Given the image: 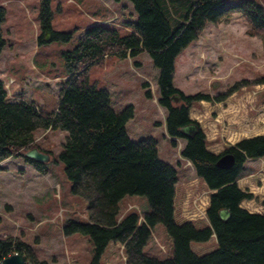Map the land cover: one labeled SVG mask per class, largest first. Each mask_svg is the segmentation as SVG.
Returning a JSON list of instances; mask_svg holds the SVG:
<instances>
[{
    "label": "trees",
    "instance_id": "16d2710c",
    "mask_svg": "<svg viewBox=\"0 0 264 264\" xmlns=\"http://www.w3.org/2000/svg\"><path fill=\"white\" fill-rule=\"evenodd\" d=\"M126 1L136 13V20L124 21L128 32L121 33L105 23L94 24L83 30L71 48L61 52L66 78L59 86L57 105L52 111L45 112L40 105L20 96H9L0 79V161L21 156L33 168L46 173L47 165L27 157L25 151L37 147L34 136L39 129L65 132L57 156L63 163L70 191L86 203V217L67 219L62 231L89 238L93 253L89 264H100L111 242L122 244L124 264H264V214L241 206L253 195L237 184L245 162L264 156V134L243 138L215 154L207 148L205 132L189 115L195 102L223 101L249 80L236 81L213 95L201 91L184 94L173 84L175 58L198 38L207 22L215 23L231 12H240L251 26L249 35L262 32L264 46V0H190L180 19L172 16L165 0ZM5 14V7L0 5V52L7 43L2 32ZM51 19V0H39L38 42H45L46 32L50 39L69 41L72 33L53 31ZM143 52L158 70L157 103L166 111L165 132L173 145L183 141L181 157L190 162L195 175L209 190L208 224L203 227H197L192 220L175 221L177 169L160 158L155 137L133 140L128 135L126 124L133 117V106L115 110L109 91L89 80L90 67L106 57L133 58ZM252 81L264 83V76ZM142 85L147 88L146 96L151 97L148 83ZM174 94L179 95V102L171 100ZM191 122L198 125L197 132L191 136L182 134L180 128ZM225 153L233 155L234 163L229 168H219L216 161ZM129 195L146 197L149 209L142 217L138 212H121L120 202ZM223 208L230 212L227 220L219 217ZM157 223L163 224L172 239L173 255L168 258L143 250ZM211 236L217 242L216 249L203 254L191 249L192 242H205ZM13 253L23 255L26 264H50L38 258L30 244L12 237L0 238V262Z\"/></svg>",
    "mask_w": 264,
    "mask_h": 264
},
{
    "label": "rangeland",
    "instance_id": "374dc122",
    "mask_svg": "<svg viewBox=\"0 0 264 264\" xmlns=\"http://www.w3.org/2000/svg\"><path fill=\"white\" fill-rule=\"evenodd\" d=\"M165 1L172 16L180 19L190 0ZM0 5L6 10L2 32L7 42L0 52V79L9 96L32 101L45 112L56 107L59 86L66 78L61 52L71 48L83 30L91 25L105 23L125 33L129 28L124 21L136 20L132 4L126 0H51L52 30L71 32L72 37L69 41H59L50 39V33L46 32L44 39L48 40L39 43V0H0ZM174 24L172 18L171 25ZM250 27L240 12H231L215 23L207 22L198 38L175 58L173 84L184 94H192L211 90L222 92L236 81L249 80L245 84L248 92L237 89L234 103H230L234 106L230 114L238 112L239 118H243L248 109L253 123L248 133H260L264 131V83L255 86L252 80L264 76V46L262 32L249 35ZM157 73L147 53L133 58L111 55L90 67L89 80L97 88L109 91L115 110L129 104L133 106V117L126 124L128 135L133 140L147 135L155 137L160 158L177 169L175 221L192 219L197 222V227H203V221H207L205 209L209 190L195 175L190 162L181 157L183 141L177 140V145H173L165 132L166 111L157 103ZM214 76L223 79L215 80ZM144 82L148 83L151 97L145 94ZM257 99L260 102L256 106L254 100ZM214 104L195 102L191 107L196 112L192 114L193 119L199 123L206 138L212 134L215 124L222 130L234 126L229 117L221 114L223 103L217 104L218 108ZM239 129L247 132L245 128ZM231 133L238 137L241 132L233 130ZM64 134L60 130L39 129L35 132L34 144L49 155V160L44 162L46 173L33 168L21 156L0 161V238L12 237L30 244L38 258L46 259L50 264H89L93 254L89 238L80 233L65 235L62 231L67 219L84 220L86 217V203L70 191L63 163L57 156ZM234 139L228 143H234ZM259 159L260 169L264 170V156ZM120 205L121 212H138L140 216L149 209L147 199L142 195L125 196ZM116 244L110 255L114 264H124L122 244ZM216 248L214 236L205 242L191 243V249L197 254ZM143 250L161 259L173 255L172 239L163 224L154 225ZM108 255L101 257L100 264H104Z\"/></svg>",
    "mask_w": 264,
    "mask_h": 264
},
{
    "label": "crops",
    "instance_id": "0c3cea01",
    "mask_svg": "<svg viewBox=\"0 0 264 264\" xmlns=\"http://www.w3.org/2000/svg\"><path fill=\"white\" fill-rule=\"evenodd\" d=\"M220 60H222V57L220 58ZM214 78H215V80L223 79V78L217 79L218 77H216V76H214ZM258 85L259 84H255V86H258ZM210 87H212V86L210 85ZM247 89H248V87L245 85V86H242L239 90L248 92ZM219 92H221V91L220 90H217V91L211 90L208 93L213 95V94H216ZM237 94H238V92L236 90L235 92L230 94L225 100L220 101V102H215V104H214L215 108H218V107H216V105L222 102L223 103V110H221L222 116H225L226 118L229 117L228 119L234 123V126L231 127L230 130H229V127H227L226 130H224V129L222 130L218 127V125L215 124L216 127L213 128L212 134H210V137L206 138L208 150H210L211 152H213L215 154L220 153L224 149L225 146L229 145L230 143H228V142H230L232 138L233 139L235 138L234 143H236L243 138H248V137L256 136L259 134H264V131H262L260 133L259 132L248 133L249 131H251L250 127H253L252 116H251L250 112L248 111V109H246L247 110L246 114L245 115L243 114V118H239L238 112H235L232 115L230 114L231 111H233V109H231V108H234V106L230 103L231 102L234 103V101H233L234 96L236 97ZM258 99L254 100V104L256 106H257V104L259 105V102H260V101H258ZM262 101H264V100L262 99ZM200 102L209 103L206 101H200ZM251 107L252 106H249V108H251ZM195 113H194V110L192 108H190V111H189L190 118L193 119L194 116L192 114H195ZM241 119H242V121H241ZM237 123H239V124L237 125ZM239 128H241V129L245 128L247 130V132L244 133L245 130H240ZM233 130L240 131L241 132L240 135L238 137H237V134L230 135V134H232L231 131H233ZM234 143H231V144H234ZM222 144L224 146H222ZM260 161L261 160L259 158L247 160L244 164L245 171H244L243 175L238 179L237 184L241 189L248 190L253 195V197L251 199L243 201L241 203V206L250 212H259V213L264 214V172L260 169L261 168ZM184 220H188V219L185 218ZM203 222H204L203 223L204 225L208 224V221H203ZM194 223H197V222L194 221ZM116 243L120 244L119 242H111V243H109L108 247L106 248L108 250L107 251L105 250L104 254L105 255L109 254V255L105 257L104 264H114L113 256L110 255V251H111L113 245H115ZM104 254H103V256H104ZM110 257H111V259H110ZM117 257H119V254H117ZM114 258H116V257H114Z\"/></svg>",
    "mask_w": 264,
    "mask_h": 264
},
{
    "label": "water",
    "instance_id": "95a60500",
    "mask_svg": "<svg viewBox=\"0 0 264 264\" xmlns=\"http://www.w3.org/2000/svg\"><path fill=\"white\" fill-rule=\"evenodd\" d=\"M49 35V33H47ZM46 39V38H45ZM48 40V39H46ZM171 100L173 102H179L180 98L178 94H174L171 97ZM198 125L194 122H191L187 125H184L180 128V132L186 136H191L197 132ZM25 155L35 161L39 162H47L49 160V155L39 151L37 148H32L28 150ZM234 163V157L230 153H225L221 155L218 160L216 161V165L219 168H229L233 165ZM219 217L222 220H227L230 217V212L226 209H220L219 210ZM0 264H26V260L23 255L19 253H13L11 255L6 256L3 258L0 262Z\"/></svg>",
    "mask_w": 264,
    "mask_h": 264
}]
</instances>
